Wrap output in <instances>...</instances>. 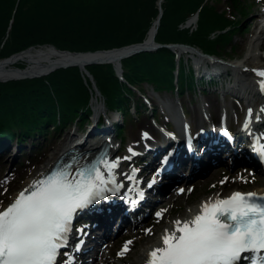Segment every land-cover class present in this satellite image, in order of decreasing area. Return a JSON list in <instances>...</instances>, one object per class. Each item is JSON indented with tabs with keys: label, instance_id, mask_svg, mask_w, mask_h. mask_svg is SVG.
<instances>
[{
	"label": "trees",
	"instance_id": "trees-1",
	"mask_svg": "<svg viewBox=\"0 0 264 264\" xmlns=\"http://www.w3.org/2000/svg\"><path fill=\"white\" fill-rule=\"evenodd\" d=\"M157 0H0V58L30 46L54 44L59 49L95 51L142 41L159 13ZM162 16L155 40L180 42L218 53L230 42L238 22L214 0H162ZM198 14L194 28L181 27ZM167 47L122 59L120 80L111 63L87 65L110 110L131 113L136 95L128 83L148 82L157 91L174 90L179 96L195 84L192 68ZM177 71V81L174 83ZM93 93L88 77L78 66L57 68L47 75L0 81V144L10 135L22 139L51 121L78 123L90 113ZM140 100V99H139ZM144 105L143 103H140ZM140 105H136V109ZM116 132L122 137L121 125ZM7 134L4 139V135ZM8 137V138H7Z\"/></svg>",
	"mask_w": 264,
	"mask_h": 264
},
{
	"label": "snow or ice",
	"instance_id": "snow-or-ice-1",
	"mask_svg": "<svg viewBox=\"0 0 264 264\" xmlns=\"http://www.w3.org/2000/svg\"><path fill=\"white\" fill-rule=\"evenodd\" d=\"M251 71L264 93V69ZM261 113L264 108L256 114L257 121ZM252 114L248 109L243 127L249 131L253 151L264 161V133L251 131ZM128 152L115 159L106 154L92 160L73 156L16 193L6 207H0V264H58L61 250L69 247L79 212L108 194L119 195L125 187L117 170L121 160L137 155L131 147ZM138 171L133 168L123 174L129 181L123 192L126 200L132 193L136 199L143 198ZM172 224L171 230H164L161 245L149 250L145 264H264V194L236 191L224 199L205 201L194 216ZM76 232L85 234L83 227ZM82 244L79 239L72 252L64 251L63 264H75L72 253Z\"/></svg>",
	"mask_w": 264,
	"mask_h": 264
},
{
	"label": "rangeland",
	"instance_id": "rangeland-1",
	"mask_svg": "<svg viewBox=\"0 0 264 264\" xmlns=\"http://www.w3.org/2000/svg\"><path fill=\"white\" fill-rule=\"evenodd\" d=\"M215 5L219 7L220 10H226L230 15L232 14L234 19L238 22L236 34L233 39L228 43L219 45L217 53L218 56L230 59L234 62L246 54L250 47V43L259 33L258 27L262 20H264V0H214V6ZM195 26L196 25L193 24L191 28H194ZM181 27L188 26L185 24ZM258 50L262 52L264 48H258ZM188 55H192V59L194 60L202 59V55H198L199 57L196 56V54L194 55L191 53ZM184 56L187 57L186 54H184ZM142 90L151 98L149 101L155 107L154 116L156 117L157 122L160 123H164V121L167 120L166 117L168 115V111L174 107H176V109L179 110L178 112H180L181 104L184 105V110L188 114L189 118H191L192 126L197 124L196 122L199 118V106L201 103L204 104V107L210 113L209 115H211V110L214 112L215 105L219 104L225 107L228 115L227 122L233 126L240 121L238 116L245 110L244 106H239L237 100L233 99V97L229 95H226L224 99L216 93H208L200 96L197 92L196 86L195 90L184 92L180 98H176L171 92H162L161 94L155 91L153 92L147 85H143ZM136 98L137 97L134 96L132 101H135ZM99 102L102 106V101L99 100ZM258 105H262L264 107V97L256 95L252 96V101L247 107L255 110ZM105 111L106 110L102 106V115L104 117H108V119L111 118L109 114L111 115L113 112ZM92 116L93 113L88 114L81 121V123L66 121L63 124L58 125L57 121H51L44 127V129L41 130V132L34 131L25 137L23 142L19 141L22 144V147H19V150H14L15 152H13V148L11 146L6 152L0 154V205L6 203L10 195L14 191L18 190L21 181L34 170L31 168L34 166L38 168L39 166L45 164L48 158L62 146L64 143L62 142V138L66 134H68L71 139L77 135V132L86 130L87 126L91 124ZM125 116L126 118L124 124L122 125L123 143L121 147L118 148L120 141L118 138H114L116 147L112 153L113 158L130 155V153H128L129 147H136V149L139 150L137 146L141 141H145V133L147 135L148 133L151 134L154 139H157L158 137L155 125L152 123L154 118L149 115V109H146L145 106H143L138 113L134 114V112H132L131 114H127ZM236 134L237 132L234 134V139L237 138ZM17 138V134L10 135V145L14 144L17 141ZM214 146L218 147L220 146V143L217 141L214 143ZM179 148L180 152L184 150L182 144L179 145ZM225 153L222 154L221 159L212 164V170L204 172L201 176L199 175L193 178L186 184L181 183L180 185L173 187V189L170 185L169 187L173 190L172 193L168 194V192L165 196L163 195L158 204H156L157 207L152 210L150 216L146 217L144 220L138 221L139 224H137V226H132L129 222L123 223V231L118 235L114 234L111 236L107 244H105V247H98L96 242H92L91 249L88 252L90 254V258L93 259L96 255L100 256H97L96 262L91 264H124L118 253H121L122 248L125 246V242L131 243L132 240H136L139 237L146 235L148 232L145 231L146 229H148L151 232L149 233L154 236L155 233L150 230V227L152 222L157 221L160 218L156 216V213L161 212V210L166 211L170 209V214L167 216L165 215L162 219V224H164L168 218L170 219L174 216H178L179 214H183L188 205L196 203L201 198L211 196L212 194H221L222 196H226L233 190H238L239 192H249L252 188H256L264 183L263 172L260 170L254 175H251L250 172L253 168L246 162H235L234 167L228 168L227 165L230 159L228 151H225ZM41 159L42 161H40ZM209 161L211 162V160ZM121 162L120 163L122 165H120V168H123L125 163L129 164L130 168H133L135 165L139 166L140 169H143L140 175L144 176V174L147 173V175H149V179L150 174L148 173H150V168H147V170L144 169L147 167V163L141 156H132L131 160H121ZM211 171L216 172L218 175L217 180L215 182H209L206 185L201 184L202 180L208 177ZM122 172L124 173L125 171L123 170ZM184 172H186V170H184L183 173ZM166 196L167 198H165ZM144 207L151 208L148 204H145ZM112 209H114V207ZM140 212L142 213L143 210ZM102 214L103 215L95 213L94 216H87L89 218L83 216L78 219L76 224L83 227V224L87 221L86 219H88L90 223L98 220L99 224H103L102 226L104 228L105 222L110 221L112 227L115 228L117 222L112 223L109 216L110 210H107V212L103 211ZM133 215L135 216V213H133ZM125 216L124 219H128L127 217L129 216ZM138 228H141V232H136ZM154 230L157 232L158 228ZM104 231H106L105 228ZM109 231L110 229L106 232ZM126 232H130L133 235L124 238L121 237L119 239V237ZM150 238L151 235L149 236V239ZM146 241L148 240L143 238L139 243H136L134 248H132L133 250L130 251V256H135L141 250V247ZM88 244L90 243L88 242ZM74 257L79 258L78 255H74ZM107 259L110 260V263L107 262Z\"/></svg>",
	"mask_w": 264,
	"mask_h": 264
},
{
	"label": "bare ground",
	"instance_id": "bare-ground-1",
	"mask_svg": "<svg viewBox=\"0 0 264 264\" xmlns=\"http://www.w3.org/2000/svg\"><path fill=\"white\" fill-rule=\"evenodd\" d=\"M160 2H162V1H160ZM187 25H188V23H187ZM189 26L191 27V24H189ZM158 27H159V25L157 26L156 24H154L151 27V29L149 28V30H148L149 32H147V35L145 37L144 45H146V46L150 45L152 42V39L153 38L155 39L154 33H155V29L156 28L158 29ZM258 29H259V33H258V35H256V38L250 43V47H249L248 51L246 52V54L244 56H242L241 58L234 61L235 65L233 67L232 66L230 67V65H227V64L216 62L215 64H213V65L217 66V67H215V68H217L215 73L212 74L211 72L209 73L207 71L208 74L216 76L217 78H222V76H226L228 74L231 77V79H233V80L226 82L227 87H229L231 85H234V87H235V82L237 83L236 87L234 88L235 92H233V91H227V92H231L235 98H239L237 103L239 104V106L245 107L244 112L238 116L240 121L237 122L238 130L239 131L242 130L241 131L242 134L245 135V136H243L245 143L248 141V139H247L248 135L247 134H249V131L244 129L243 125L245 122V118H246V114L248 112V109H250L247 106H249V103H251V101H252L251 96L259 95L261 97H264V93H261V91L258 87V84H257L258 77L256 76V74L254 72L251 71V69H264V50L262 52L258 50V48H264V20H262ZM155 36H156V34H155ZM131 49H132V47H125V48H121L119 50H110V51H103V52L102 51L97 52L95 50L93 52L92 51L91 52L76 51V52H80V53H75V52L70 53V52H66V51H63L62 49L57 48L55 45L52 46L51 44L50 45L46 44V45H40V46H32L31 48L23 50L22 52L14 55V56H11L8 58L6 57L5 59L0 58V81L4 82L7 80L22 79L21 77H25V76H26V78L37 77V75L43 76L44 73L47 72L52 67H55L57 65H64L67 63H71V62L72 63L73 62L78 63L79 65L83 64V66L86 67L87 65L84 63L87 61H90V60H113L114 61L113 63L112 62H105V63H111L113 65V68L115 70L117 77L120 80L126 82V79L123 75L124 70H123V66H122V59H124V58H122L119 61L117 60V58L120 55H123V54L129 52ZM168 49H170V48H168ZM98 50H104V49H98ZM156 50H158V48L154 49V50H148L145 52H155ZM170 50H172V49H170ZM172 51L176 55V57H175L176 58L175 59V61H176L175 67L176 68H178L179 60H180V57L182 55L184 57V61L187 62L191 68L193 66V67H195L196 70H199L201 68H210L211 70L214 69V68H211V65L208 61H205L203 59H201V60L191 59L190 60V58L193 56L188 55L187 52H190L194 55L196 54V56L201 55L200 53L187 51V50L181 51L178 49H173ZM185 51H187V52H185ZM138 53H140V52H138ZM135 54H137V53H135ZM184 54H186L187 57H185ZM132 55H134V54H132ZM132 55H130V56H132ZM115 60H117V61H115ZM93 64H95V63H93ZM88 65H90V64H88ZM119 66L121 68V70L119 71L120 74L116 70V68L118 69ZM84 71L82 70V73H84ZM45 75H47V74H45ZM175 75H176V77L174 78V83L177 81V71L175 72ZM27 76H29V77H27ZM92 77H93V75H92ZM88 79H89V77H88ZM93 80H94V78H93ZM94 82H95V80H94ZM90 83H91V88L93 89V93L91 92V95L88 97L89 98L88 103L90 106V113L89 114L93 113V116L91 117V123H94L95 121L102 122V120L105 118L104 121H106V122L102 123L103 124V125H101L102 127L114 126V124H111V121L113 120V118H119L120 113L117 110H110L106 106L96 83L92 84L91 81H90ZM128 85H129V87H131L132 90H134V92L136 93V95H134V96L137 97L135 101H132L134 96L130 100V105H131V107H133L134 114L138 113V111L140 109H142L143 106L146 107V106L152 105V103H150V101H149L151 98L149 96H147L142 90L143 85H147L149 88L152 89L153 92L155 91L159 94L162 93L160 91H157L154 88V86H151L148 82H143L140 87L134 86L130 83H128ZM239 85H241L242 87H245V89H248V90L246 91L245 89H239V87H240ZM94 87H95V89L98 90L97 92H95ZM173 91L174 90H168V91L165 90L163 92H171L175 96ZM221 94L224 96V92H222ZM99 100L102 101V106L106 110L105 112H107V111L113 112V114H111V115L109 114V116H111V118L108 119V117H106V116L104 117L102 115V112H101L102 106H101V103L99 102ZM140 103H143L144 105H142ZM136 105H140L138 110L136 109ZM259 106L260 107L256 108V110H253V114H252V118H251L252 122H251L250 128H251V131L255 132V133H256V128H255L256 125L259 127H264V113H261L260 121H257L255 119V116L257 113L260 112V109L264 108L262 105H259ZM133 111L131 109V113ZM178 111L179 110L177 109L176 112H174V113L171 112V114H170L171 116L167 115V117H166L167 120L164 121V123L157 122L154 124L152 122L153 125H155V129L157 130V133H158V137H157L158 140L156 141L157 143H154L153 141H151L154 137H152L151 134L148 133V135L144 139L145 141H143V142L141 141L140 144L137 146V148H139V150H145L146 148H148L151 145H153V146L160 145L162 143V141L164 140V137L162 136V134L160 136V133H159L162 131L161 130L162 126H164L165 124H170V122H173L176 118L179 119V117L181 116V114L184 111V105H182L181 111L180 112H178ZM214 112L211 110V115H209L210 113L205 109L203 103H201V105L199 106V114L202 116L201 118H203L204 116H206V117L209 116V118L211 117V122H209V124L206 125L209 128L208 130H203V128H199L198 131L199 130L200 131L198 132V134H196L197 133L196 131L194 132V134H196V138H197L196 140L198 141V145H199V147L195 150V152H187L188 154L186 156L178 157L177 160L175 158V162H177V166L179 167V165L183 163V165L186 169V172L188 170L192 171V168H194L193 170H195V168H197L200 165H202V167L205 168L203 170L204 172H206L207 170H212L213 165L212 164L210 165V162H206V160L208 158H210L211 156L214 159H216V158L220 159L219 158L220 155L222 156V154H224L223 152L215 154L210 149L208 150L209 152L205 153V151L208 148L212 147L213 143L211 141H213L214 138L217 137L220 139L221 136L224 137V135L222 133L218 132L219 127H217V126L214 127L212 125H218L220 127H221V125H228V122H227L228 115L226 113L225 107L217 104V105H215ZM121 113H122V117L124 118L126 114L123 112H121ZM203 114H204V116H203ZM154 115H155V113L152 114V118L154 117ZM216 119L221 120L222 124L212 123L213 120H216ZM71 122H73V121H71ZM183 122H186V120H184ZM191 122H192L191 118L188 119L187 125H189ZM183 127L181 126V129L183 128L185 130V126H183ZM99 128H101V127H99ZM86 129H87L86 131L94 130V127L90 124L89 126H87ZM183 131L182 132L180 131V133H183ZM85 132H80L74 138H71V139L69 138V135L66 134L62 138V142H64L62 144V146L48 158V160L45 164L39 166L38 168H36L35 166L33 168H31L34 170L32 172H30L29 175L24 180L21 181L18 190L14 191L10 195L8 201L6 203L1 204L0 207H6L11 202L12 198L15 196L16 193H18L21 189L27 187L33 180L41 177V175L45 171H47L51 167V165H53L54 162L61 155L66 156L67 154L63 153V151L65 149L67 150V148L77 146V144H79V143L74 141V139L78 138L79 136H82ZM110 133H111V129L105 128V133H98L97 135H94L93 136V138H94L93 143L91 144V142L89 141L88 144H89V147H91V149L98 147L100 142L107 144L108 145V151H107L106 155L110 159H115L112 157V153L116 147L115 143H114L115 136L112 133L111 134ZM257 134H259V133H257ZM183 135L185 136V134H183ZM206 135H209V136L206 137V139H204ZM6 136H7V134H5L3 138L5 139ZM200 136H203L204 138H200ZM160 137H162V139H159ZM239 138H240V135H237V141H239ZM183 139L184 138H182L181 136L179 137V141H182ZM207 139H208V141H207ZM246 139H247V141H246ZM10 140L11 139L9 138L8 141H6V142L9 143ZM203 141H206V142H203ZM218 142L220 143L221 141H218ZM155 144H158V145H155ZM11 146L13 148V152H15L16 150L20 149L19 147H22V144L20 142L16 141L12 145L0 147V151L6 152L8 150V148H10ZM232 146H235V144H232ZM243 146L245 147L244 150L242 149L241 151H238V153H237V155L240 156L239 158H241L242 161H245L251 157V159L253 158L254 163H256V157H258L257 154H254L253 149L250 146H248V144L246 145L243 142ZM84 148H86V149H84ZM131 148L133 150H137L136 147L135 148L131 147ZM70 150H72V149H70ZM74 150H76V149H74ZM81 150L84 151L83 156L86 155L87 153H90V155L88 157H86L87 159H89L95 153V152L91 151L88 147H83V148H81ZM235 153L236 152H234V154ZM165 154H166V152H165ZM230 154H232V152ZM253 154H254V156H253ZM237 155H236V157H237ZM237 160H240V159H237ZM40 161H42V159ZM158 162L160 163V166L157 167V169H158L157 171L161 172L162 169L166 166V160L162 156V158H160L158 160ZM121 163H120V165H122ZM250 163L253 164L252 161H250ZM258 163H259V165H262L261 171L264 174V161H261V159H260V161H258ZM117 171L119 173L118 179L120 181L124 182L122 179V174L120 173L119 170H117ZM153 173L154 172L148 173V174H150V176H151ZM187 174H189V172ZM148 176L149 175H147V173H146L144 177L147 178ZM136 178H137V175H136ZM217 178H218V175L216 174V172L211 171L209 176L202 180L201 184L206 185L209 182H215L217 180ZM159 185H160V183H158V182L153 183V187H155V186L157 187ZM124 191H126V189L123 188L120 190L119 195L108 194L107 199H102V200H100V202L96 203L93 207H91L90 210H85L87 212V214L94 215V211H95V209H97L98 206L102 208V212L103 211L107 212V209L115 201L120 202L121 204L123 203L124 204L123 206L125 207L123 212H125V214L123 215V218L121 220L119 219V217H116L117 214H115L113 216L109 215L110 219L112 220V223L117 222V225H116L117 228H114L115 230H117V232L115 233L117 235L123 231L122 224L125 222L131 221V220H128L131 217H127L128 219H124L125 215L129 216L130 214H132V212H130L132 210V208H128V207H130V206H128L129 204L127 202L124 203V199H122ZM172 191L173 190L171 189L168 194H171ZM236 191H238V190H233V191L229 192L226 196H230L231 193L236 192ZM249 192L264 194V183L262 185L256 187V188H252ZM224 197L225 196H222L221 194H219V195L212 194L211 196L201 198L196 203L188 205L186 208V211L183 214H179L178 216H174L173 218H170V219L168 218V220L164 224H162V219L165 215L167 216L170 214V209L162 212L160 218L157 221L152 222V224H151L150 230H152L153 233H155L154 236H152V234H150L151 232L148 231L146 233V235H143L136 240H132L131 243L127 244V251H124V252L121 251V254L119 256L120 259L124 262V264H145V261L147 259V253L149 252L150 249H152L154 247H158L161 245V239L160 238L164 234L165 229L171 230L173 228V224H172L173 221L178 220V219L184 220V219H187L191 216H194L198 212V210L200 209L202 202L209 201V200L214 202L215 200L223 199ZM165 198H167V196ZM79 213H82V211ZM110 223H111L110 221L105 222L104 228L106 231L113 228ZM131 224H133L132 226H137V224H139V222H136V223L131 222ZM157 228H158V231L155 232L154 229H157ZM115 230H112L111 232H109V234H108L109 238L112 236L110 234L111 233L113 234V232ZM84 231L86 233V236H84V237H86V241L83 242V244L80 248V251H85L86 249L89 248L88 239L90 240L93 237V236H90V225L88 227H85ZM136 232H141V228H138ZM75 235L76 234H72L70 239L75 240L77 243V241L79 239H81L80 236H82V235H78V238H75ZM131 235H133V234L130 232H126V233H123L122 236L119 237V239L121 237L124 238V237L131 236ZM150 235H151V238L149 239ZM109 238H107L106 240L99 241L96 244L102 243V244H99V247H100V245H103V247H105V244H107V242L109 241ZM143 238L147 239L148 241H146L144 243V245L141 247V250L135 256L131 257L130 251L133 250L132 248H134L136 243H139ZM97 256H100V255H96V257L93 260L94 262H92V263L96 262ZM129 257H131V258H129ZM107 262L110 263V260L107 259Z\"/></svg>",
	"mask_w": 264,
	"mask_h": 264
},
{
	"label": "water",
	"instance_id": "water-1",
	"mask_svg": "<svg viewBox=\"0 0 264 264\" xmlns=\"http://www.w3.org/2000/svg\"><path fill=\"white\" fill-rule=\"evenodd\" d=\"M160 1H162V0H157V4H158V7H159V13H158L156 19L154 20L152 26L154 24H156L158 26L159 22H160V18L162 16V7H161V2ZM197 19H198V14L196 13L195 15H193L190 19H188L186 21V25H187V23H188L187 26H189V24L196 23ZM151 27H150V29H151ZM156 32H157V28L155 29L154 37H155ZM144 41H145V38L142 41H140V42H135V43H131V44L120 46V47H114V48H111V49L96 50V51L97 52H99V51L103 52V51H110V50H119V49L125 48V47H132V49L129 52H127V53H125L123 55H120L117 58L118 61L121 60L122 58H126V57H128V56H130L132 54H135V53H138V52H142V51L154 50V49H157L159 47H167V48H170L172 50L173 49H178V50H181V51L182 50H187V51H192V52H196V53L203 52L200 48H198L196 46H193V45H190V44H187V43H180V42L160 43V42L155 41V39L153 38L151 44L146 46V45H144ZM42 45H46V44H42ZM51 45L54 46L53 44H51ZM31 47L32 46H30V47H28L26 49H29ZM26 49H24V50H26ZM22 51L23 50H21L19 52L12 53L9 56H7V58L11 57V56H14V55H16V54H18V53H20ZM63 51L70 52V53H72V52L80 53V52H76V51H70V50H67V49H64ZM88 52H91V51H88ZM5 58L6 57L1 58V59H5ZM117 60H115V61H117ZM105 62H112L113 63L114 61L113 60H90V61L85 62L84 64L88 65V64H93V63H105ZM75 65L78 66L81 71L85 70L84 73L89 77V80L92 82V84L95 83L94 80H93L92 75L87 70V68L85 66H83V64L79 65L78 63H74V62L73 63L72 62L71 63H67V64H64V65H57L55 67H52L47 72H45L44 75L48 74V73L52 72L53 70H55L57 68H60V67L61 68H66V67L75 66ZM116 70L120 74V72H119L121 70L120 66L118 67V69L116 68ZM27 77H29V76H27ZM21 78H26V76L25 77H21ZM94 89H95V87H94ZM97 91L98 90L95 89V92H97Z\"/></svg>",
	"mask_w": 264,
	"mask_h": 264
}]
</instances>
